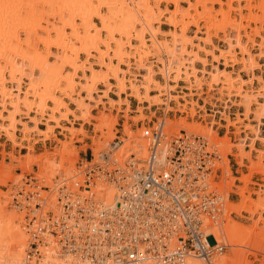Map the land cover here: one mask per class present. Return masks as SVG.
<instances>
[{
  "label": "bare ground",
  "instance_id": "bare-ground-1",
  "mask_svg": "<svg viewBox=\"0 0 264 264\" xmlns=\"http://www.w3.org/2000/svg\"><path fill=\"white\" fill-rule=\"evenodd\" d=\"M5 1L4 3L0 2V120L3 122L0 128L6 132L10 140H13V143L16 141V132L20 126L25 133L30 134L38 131L46 138H50L52 137L51 133L54 134L55 127L67 130L61 125V121H68L71 125L77 121L90 122L92 108L99 101L95 97L98 85L104 84L110 89L108 83L111 78L117 80L121 92H124L130 83L133 95L141 102H151L152 85H155L156 89L160 91V96L167 95L169 100L172 90L175 89L170 82H176L183 76L187 81L194 79L198 84H203L196 63L201 61L200 51L205 50L203 48L189 49V46H194L192 39L187 36L189 25L182 24L184 27L182 26L180 30L172 28L173 30L169 33H165L160 26H155L159 16L167 13L160 8L162 0H153L154 2L151 0H99L100 4L96 7L89 4L91 0H86L87 3L83 2V5L79 4L81 0H54V6L58 2V5L61 3L64 8L53 11L42 18L37 16L39 15L37 14L38 9L32 7V4L29 5L31 7L27 6V3L25 6H23L24 4L16 6L15 9L12 2L10 4L9 1L7 3ZM233 1L235 0H231V3ZM246 1L250 2L251 0ZM171 2L175 5V9L172 11L170 23L177 27L179 26L177 16L180 15L184 18L187 13H181L180 0H171ZM262 4L260 10L264 12V0ZM87 6L93 10L79 18L81 19L80 24L77 23L76 17L82 16L81 13H85L82 10ZM104 7L111 9V16H103L102 8ZM231 9H233L232 4ZM248 9L252 11L253 7L250 6ZM235 10L239 11L238 8ZM88 11L90 12V10ZM92 13L99 19V23L93 21ZM35 15L38 19L37 17L34 19ZM251 17L255 18L256 15H251ZM242 21L243 17L227 21L224 23L226 24L224 27L222 25L227 50L221 51H223L222 55L227 58L228 55L235 56L233 50L240 48L243 58L242 61H239L243 70L253 71L258 67V61L246 45L247 43L243 42ZM43 22L46 26L43 25ZM230 27L232 28L228 31L227 29ZM102 32H106L105 38L102 37ZM52 33H55L56 36L52 37ZM117 35L120 37L116 39ZM160 36L170 37V39L161 40ZM133 38L137 41V46H133ZM251 39L254 41V38ZM40 41L43 42L45 50H39ZM113 43H115V47H113ZM128 44L133 46V56L126 51ZM53 48L57 50V53L53 54L51 51ZM260 48H264V38ZM93 52L97 53L96 63L101 69L94 67L96 63L91 60ZM211 52L214 51L211 50L205 54L211 56ZM262 53L264 55V51ZM81 54L85 55V59L80 58ZM52 56H54V61ZM215 57L218 62L219 58L217 59V57L220 56L215 55ZM133 58L136 60L135 66L132 62H126L129 69H122L121 65L125 60ZM152 58L158 59L154 62L159 65L160 73L166 80L165 84L155 80L154 62H150V64L148 62ZM115 60H118V63H115ZM233 61H235L234 58ZM201 62L204 66L208 65L206 59ZM133 69L137 73H134L133 78L128 80L126 74ZM206 71L201 70L203 74ZM142 72L143 74H141ZM210 75L212 82L216 83L221 82L222 77L229 76L224 81V87L228 96L235 95L243 99L244 116L246 117L241 121H256V125L247 124L246 128L249 129V132L241 137V143L238 146L235 145L239 152L237 156L253 161L252 153L245 152L247 153L245 154L244 151L247 144L254 151L258 139L264 143V135L261 130V125L264 123V86H260L257 93L253 91L254 88L246 89L249 83L241 78L240 74L237 77H232V74L224 72L216 65L213 66ZM258 79L264 83L261 78ZM63 82L65 86H62ZM141 89H145V94H142ZM106 95H108V90ZM65 98L71 100L76 107L75 110L69 108ZM49 102L52 106L48 122L54 124L48 125L46 130H40L38 118L31 117L30 112L36 110L41 116H45L46 110L49 109ZM254 105L257 106L255 110L252 109ZM76 111H79V114ZM251 114L254 115L253 120L250 117ZM29 118L31 126L24 122V119ZM166 120V118L160 120L166 124L163 148H160L163 158L166 151L165 145L169 144L171 135L177 133L179 127L187 130L191 137L193 136L190 142L191 150L185 155V161H189L197 155V150L201 147L199 144L201 141L197 140L198 137L208 139L210 146L220 149L224 157H226L227 151L234 148L229 139L224 143H219L212 125L186 124V120L172 124ZM97 121L95 129L101 132L100 141L91 138V145H95L98 150L102 146H108V150L100 152L96 162L102 163L105 160L111 168H119L129 174L133 169H142L149 159L151 147V138L146 136L147 130L140 129L138 132H133L130 125L125 123V126L128 125L125 127V136L121 144H117L111 142L114 139L112 131L118 123L117 118L103 114ZM79 130L68 129L71 136L83 133ZM72 139L73 137L68 141H63L62 148L57 150V153L49 154L50 156L44 154L23 164L22 169L25 172L31 170L30 165L33 161L41 166L37 175L40 179L39 189L34 191L38 193V198L35 197L36 200L29 202V205L34 207H30L34 223L28 227L24 220L25 214L13 213L10 215L7 213V201L0 207V264H205L193 252L182 253L180 259L171 263L161 260L165 253L168 252L169 255H172L177 251L174 248L176 240L171 225H169L170 220L166 217L167 227H164L165 224L161 223L154 215H148L140 222L141 215H138L137 212L134 215L126 214V216H132L133 221H137L138 225L142 223L144 225L142 229L135 226L129 229V226L120 222V217L115 216L119 212L118 199L121 196L119 195L121 188L119 176L98 172L94 178H90V184H86L89 176L86 178L85 174L82 178L81 171L73 167L77 152L71 148ZM85 139L88 140L90 137ZM29 150L34 151V148L30 147ZM256 151L260 153L258 161H253L252 172L245 175L241 179L242 181H249L254 172L259 171L264 174L262 158L264 152ZM160 158L157 159L160 161ZM217 161L221 162L216 159V163ZM223 168L229 179L231 169L227 160H223ZM111 171L113 170L109 172ZM1 180L3 184H7L9 181L17 179L14 178L10 170ZM43 181H46V184L51 188L50 192H41ZM127 181L129 182L127 191L133 190L132 180L128 178ZM15 183L21 186L24 182L19 179ZM207 183L210 185L212 183L214 186V178H209ZM219 186L222 199L219 208L225 207L222 209L223 214L219 215L218 219L211 221L208 214L202 213L200 220L205 228L204 233L213 230L216 240L222 242L223 246H230L233 251L230 256L219 251L213 253L211 259H208V263L250 264L247 261L249 251L247 252L243 247H252L255 244L254 241L257 240L255 246L258 247L253 248L259 251L264 250V238L255 237L256 230L263 228L258 223L261 217L252 226H246L228 217L231 212L240 213L243 211L248 202L252 205L251 208L246 209L248 213L251 215L261 214V211L264 210V190L262 196L255 201L245 198L246 190L242 188L239 190L242 201L236 204L230 202L227 195L225 197L224 188ZM22 201L25 206L27 200L23 199ZM121 203L123 206H127L124 202ZM38 204H40L39 207ZM50 211H54L52 219L49 217ZM35 219L36 221H34ZM105 219L107 220L105 221ZM173 223H175L174 220ZM104 225L109 227V231L103 228ZM89 226H92L91 229ZM122 235L125 239L124 242L118 241ZM31 237H34L39 243L33 256L30 255L31 251L29 252ZM66 240L67 248L61 243ZM207 242L210 243L208 239ZM165 245L168 248H165ZM109 248L112 251L111 255H109ZM128 250H133L134 259L125 256ZM132 252H129V255Z\"/></svg>",
  "mask_w": 264,
  "mask_h": 264
},
{
  "label": "rangeland",
  "instance_id": "rangeland-1",
  "mask_svg": "<svg viewBox=\"0 0 264 264\" xmlns=\"http://www.w3.org/2000/svg\"><path fill=\"white\" fill-rule=\"evenodd\" d=\"M4 1L5 0H0L1 3H4ZM32 1L6 0L5 2L6 3L12 2V6L13 7L15 6V9L20 5L22 6L23 4H24L23 6L27 5V3H28L27 6L32 4L31 5L32 7H35L36 10L38 9L37 14L39 15L37 14L36 15L40 18L46 17L51 12L53 13V11L55 12L56 10H60L64 8L60 2L59 5H61L62 7L58 5V2L54 6L55 4L54 0H32ZM151 1L154 2L153 0ZM180 1H181L180 7L182 10L181 13L183 14L187 13V16H185L184 18L183 16L181 17L180 15L177 16V19L179 20L178 21L179 26L175 27L170 23V17L172 15V11H174L175 9V5L171 2V0L161 1L160 3L161 10H164L167 13L163 14L162 16H159V18L157 19L158 23H155V26L156 27L160 26L165 33H169L173 29L180 30L183 26L182 24H185L184 26L189 25L187 30V36L192 39L195 46V47L189 46V49L199 50L200 48H203L205 51H200L199 53L201 57V61L203 59L208 60L207 66H204L201 61H197L196 63V67L200 70L198 74L202 79L203 84H198L197 82L194 81V79L192 80L190 79L189 81H187L184 79L185 78L184 76L176 82L171 81L170 84L175 89L172 90L171 97L169 100L167 99L168 98L167 95L160 96L161 94L160 91L156 89L155 85H152V89L150 91L151 102H141L133 95V91L130 89V83H128L129 86H127V89L124 92H121V89L117 84V80L111 78L108 83L110 89L105 87L104 84L98 85V92L95 95V97L98 98L99 101L92 108L93 110L91 113L92 117L90 122L86 123L83 121H77L74 123L75 125L74 124L71 125L68 123V121H61V125L67 130H63L60 127H55L54 134L51 133L52 137L50 138H46V136H44L41 132L38 131L32 132L30 134L25 133L22 130V127L20 126L17 129L16 141H14V143L13 140H10L6 132H3L0 128V183H1L0 207L6 204L5 202L7 201V206H6L7 213H9L10 215H12L13 213L25 214L24 220H25V224L28 227L34 223L31 217L33 213L30 209V207L32 206L29 205V202H32L33 200H36V198H38V193L34 191L39 189L40 179H38L37 175L40 172L41 166H39L38 163H35L33 161L32 164L30 165L31 170H28L26 172L24 171V169H22V166L25 162L29 160H33L41 155L48 154V156H50L52 155V153L53 154L57 153L59 149L62 148L61 145L62 142L70 140L71 137H73L71 141L73 145L71 146V148L75 150V152H77V155H75L74 157L75 161L73 167L75 169L80 170L81 177L82 178L84 177V173H86V171H88L91 167H93L92 164L98 160L99 153L108 150V146H102V148L98 150L95 145H91L92 143L91 138L100 141L101 132L95 129V124L98 123L97 119L101 117L103 114L110 117H116L118 120L117 125L112 131L114 133V139L111 141L117 144H121L122 139L125 136L124 133L125 127L128 125H130L131 130L133 132H138L140 129H148V128L153 129L156 123L164 118L167 119L166 120L167 122H170L172 124L173 123L177 124L182 122L183 120H186L185 121L186 124H192V125L199 124L202 126L212 125L213 129L216 132V138L218 139L220 144L222 142L224 143L225 140L227 141V139H229L230 144L234 145V148H232L229 152L227 151L226 157H224L220 149H217L215 147L212 148V146H210L209 144V140L206 139L205 137H202V140L205 143H207L206 149L208 151L215 150L220 155L221 162L217 161L216 163L218 167L217 182L219 185L222 186V188H224L223 190H225L224 191L225 197L227 195L230 202L236 204L240 203L242 201V196L239 194V190L242 188L246 190L245 191L246 193L244 195L245 198H249L251 200L256 201L259 199V197L262 196L263 193L262 191L264 190V174L262 172L259 171H258L259 173L254 172L250 177L249 181L247 182L242 181L241 179L245 175H249L252 172L251 169L253 168L252 167L253 161L257 162L258 157L260 155V153L256 150H260L264 152V143H261V140L258 139L255 145L256 149L254 151L251 150L252 149L251 146H249L248 144L246 145V149L244 153L245 152H247L248 154L252 153L253 161H251V159L249 158L243 159L242 157L237 156V154H239L237 150V146L239 143H241V137L245 135L247 132H249L248 131L249 129L246 128L247 124L250 123L252 125H256L255 123L256 121H251V122L250 120L241 121L246 117L244 116L245 108L242 103L243 99L235 95L232 97L228 96V92L224 87L225 85L224 81H226V79L229 76H227L226 78L222 77L223 82L221 81L216 83V82H212L210 72L213 70V66L216 65L224 72L232 74V77H237L240 74V77L248 81L249 83L248 86H246V89L254 88L253 91H256V93L258 90H260L261 87L264 86V83L259 81L258 79L261 78V80L264 81V55L262 53L264 51V48H260L261 42L264 38V12L260 10V7L263 5L262 4L263 0H251L250 2L246 0H239V1L235 0L232 3L231 0H219V1L218 0H180ZM83 2H85V4L87 3L86 0H81L79 1V4L83 5L84 4ZM90 3L91 5H93V7H96L98 6V4H100L99 0H91L89 4ZM231 4L233 9L238 8L239 11L240 10L241 11L239 12L236 11L235 9L230 10ZM153 5L155 4L153 3ZM250 6L253 7L252 11H249L248 9ZM88 10H90V12ZM91 10L93 9L87 6L84 10H82L85 13H81L82 16L76 17V22L80 24L81 19L79 18H82L83 16H86L87 14L91 13ZM102 14L103 16H111L112 14L111 9L108 7L102 8ZM36 15L34 19H36L37 17ZM210 15L212 16V18H210L211 17ZM251 15H256V17L252 18ZM242 17H243L242 27L244 28H242L241 33L244 36L243 42L247 43L246 45L251 50L253 56H255L256 61H258L257 62L258 67L253 71L247 69L243 70L242 64H240V61H242L243 58V54H241L242 50L240 48H236L233 50V54L235 53V56L228 55V57L225 58V55H222V52L227 50L226 43L224 42L225 33L222 32L223 27L226 25L224 23H227V21L229 20L231 21L234 19H240ZM92 19L95 23L100 22L99 19L93 13H92ZM235 24L237 25V23ZM43 25L46 26L45 22H43ZM231 28L232 27H230L227 30L230 31ZM68 32H70V30H68ZM55 36L56 34L52 33V37ZM102 37L104 38L106 37V32H102ZM119 37L120 36L117 35L116 39ZM147 37L148 39L150 38L149 35ZM167 38L170 39V37L160 36L161 40ZM251 38H254V41ZM251 40L253 44L251 43ZM132 44L133 46L138 45L137 41L134 38L132 39ZM149 44L151 43L149 42ZM112 45L113 47H115V43H113ZM133 46L128 44V47L126 49V51L129 52L131 56L134 55ZM38 48L41 51L43 49L45 50L43 42L40 41ZM211 50L214 51L211 52V56L209 54H205L210 52ZM51 51L53 52V54L57 53V50L55 48H53ZM96 54H97L96 52H93V58L91 59L94 63H96V59H95ZM215 55L220 56L217 57V59L219 58L218 62L217 60H215L216 59ZM80 58L85 59V55L81 54ZM233 58L235 59L236 62L233 61ZM52 60L53 61L55 60L54 56H52ZM156 60L158 59L152 58L149 59L148 62L150 64V62H154ZM114 62L118 63V60H115ZM126 62L128 63L132 62L133 66H135L136 60L134 58L131 60L126 59L124 64L121 65L123 67V68L121 67L122 69L128 70L129 67H127ZM154 66L156 72V73L154 72L155 80H157L161 84H165L166 80H164L163 75L160 73L161 72L160 67L157 64V62H154ZM94 67L95 69H101L100 66L97 65V63L94 65ZM202 69L207 70L206 73L203 74L201 72ZM133 70L131 72H127L126 78L128 80L133 78L132 75L134 73H137L135 69ZM141 74H143V72ZM80 75L82 74L80 73ZM172 78L174 79V76H172ZM115 85H117L118 87ZM62 86H65L64 82L62 83ZM107 90H108V95H106ZM141 91L142 94H145L146 92L145 89H141ZM64 100L69 105L70 109L72 110L76 109L75 105L71 102L70 99L65 98ZM48 106L49 109L46 110L45 116H41V114H39V112H36V110H32L30 112L31 117L38 118L39 120L38 126L40 130H46L48 125L54 124L52 122H48V117L51 113L50 107L52 106V104L49 102ZM256 108L257 106L255 105L252 107L253 110H255ZM76 112L77 114H79V111ZM250 117L252 119L254 118V115L251 114ZM70 119L72 120L73 117L71 116ZM30 121H31L30 118L27 120L24 119V122L28 123L31 126V124L29 123ZM1 123L3 122L0 120V125ZM125 123L128 125L125 126ZM69 128H75V130L81 129L79 131H83V133H78L76 136L73 135L71 136L68 131ZM181 128L180 127L178 128L177 133H180V131L184 129ZM261 130H262V134L264 135V123H262L261 125ZM186 132L189 133L187 130ZM177 133L172 134L170 139H173ZM86 137L87 138L90 137V139L86 140L85 139ZM30 147H33L34 151H30L29 150ZM227 155L229 156L227 157ZM262 158L264 165V154ZM223 160H227L231 169V177L229 179L226 177V173H224ZM10 170L14 178L17 180L9 181L7 184H3L1 182L2 181L1 179H3V177L6 175V172ZM19 179H22V182H24L23 185L21 186L20 184L17 185L15 183ZM228 182L229 183L232 182L233 185L229 184ZM46 183H47L46 181L45 182L43 181L42 183L43 185H41L42 186L41 192L51 191V188ZM23 199L27 200L25 201L27 202L25 206L22 201ZM37 202L39 203V201ZM39 206L40 204H38V207ZM251 206H252L251 203L249 202L246 203V206H244L243 211H241L240 213L236 211L231 212L228 218H231L233 221H237L246 226H252L261 217L258 223L259 226L263 228L256 230L255 237H259V239H263L264 210L261 211V214L251 215L246 211V209L251 208ZM49 217L51 219L52 217H54V211L49 212ZM36 219L34 221H36ZM35 242L37 244H33ZM254 242L256 244L257 240H255ZM61 243L64 244L65 248H67L65 241H61ZM255 244L252 247H248V246L243 247V249H245L247 252L249 251L247 261L250 264H264V250L259 251L254 249L255 247H258L255 246ZM38 247H39L38 241H36L34 237H31V245L29 250V252L31 251L30 252L31 256L35 254ZM229 247L230 246L225 245V251H223V253H225L228 256L232 255L231 252L233 251V249ZM250 252H252L253 254Z\"/></svg>",
  "mask_w": 264,
  "mask_h": 264
},
{
  "label": "built area",
  "instance_id": "built-area-1",
  "mask_svg": "<svg viewBox=\"0 0 264 264\" xmlns=\"http://www.w3.org/2000/svg\"><path fill=\"white\" fill-rule=\"evenodd\" d=\"M165 125V122L158 121L153 129H146V136L151 138V147L149 159L142 169H133L130 175L122 169L111 168L103 160L102 163L92 164L93 167L84 173L86 178L89 176L86 184L89 185L90 178H94L98 172L119 176L121 187L119 195L121 196L118 199L119 212L115 216L120 217V222L129 226V229L133 226L142 229L144 227L142 223L138 225L137 221H133L132 216H126V214L134 215L137 212L141 215L140 222L148 215H154L165 224L164 227H167V218L170 220L169 225L174 233L176 240L174 248L177 251L172 255L165 253L161 260L171 263L180 259L182 253L193 252L205 264H209L208 259H211L213 253L225 251V246L216 240L213 230L209 233L203 232L205 228L200 220L202 213L208 214L211 221L223 214L219 208L222 199L217 182L218 167L216 165V159L220 160V155L215 150L208 151L207 143L202 140V137H198L197 140L201 141L199 143L201 147L197 150V155L185 161V155L191 150L190 142L193 136L191 137L186 130L182 129L169 144L165 145L166 151L163 154L165 156L161 157L160 148H163ZM157 158H160V161ZM110 170L113 171L109 172ZM128 178L132 180L134 189L127 191ZM176 178L179 180H175ZM209 178H214V186L212 183L211 185L206 184ZM121 202L127 206H123ZM91 227L89 226V229ZM103 228L109 231L108 226L104 225ZM207 239L211 244L207 242ZM124 240L123 235L118 239L120 242ZM132 251L128 250L125 256L134 259L135 255ZM111 252L109 248V255ZM129 252L132 254L129 255Z\"/></svg>",
  "mask_w": 264,
  "mask_h": 264
}]
</instances>
